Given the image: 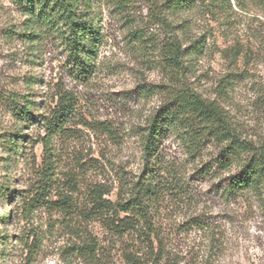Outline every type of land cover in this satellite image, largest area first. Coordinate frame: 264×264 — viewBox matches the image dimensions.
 Returning a JSON list of instances; mask_svg holds the SVG:
<instances>
[{
  "label": "rangeland",
  "instance_id": "374dc122",
  "mask_svg": "<svg viewBox=\"0 0 264 264\" xmlns=\"http://www.w3.org/2000/svg\"><path fill=\"white\" fill-rule=\"evenodd\" d=\"M154 1L131 0L126 15L103 6L104 40L96 70L81 81L67 72L55 42H44L36 50L20 38L23 17L8 0H0V216L11 213L7 222L0 219V264H83L70 252L78 242L77 227L88 228L114 264H122V246L109 240L98 221L69 220L45 207L28 217L22 214L21 199L3 195L28 189L42 157L41 146L33 141L19 145L18 152L5 143L15 128L26 127L9 111L7 95L33 91L31 97L47 109L60 90L76 97L69 136L55 145L59 189L72 193L67 182L74 177L77 208L86 206L89 190L98 185L110 200L126 192L142 165L138 132L152 111L173 95L181 76L193 93L220 106L239 140L254 150L264 141V0H203L171 19L183 43L201 35L205 40L203 51L178 77L167 71L157 50L167 29L155 19ZM182 19L186 21L175 27ZM134 31L143 35L144 49L136 44ZM28 79L40 82L30 89ZM202 132L197 154L190 155L176 133L159 147L161 159L175 172L155 216L168 255L177 264H264V188L227 194L225 178L236 170L234 164L223 168L218 163L227 140ZM25 133L34 139L38 130L31 125ZM34 237L38 247L29 252Z\"/></svg>",
  "mask_w": 264,
  "mask_h": 264
},
{
  "label": "trees",
  "instance_id": "16d2710c",
  "mask_svg": "<svg viewBox=\"0 0 264 264\" xmlns=\"http://www.w3.org/2000/svg\"><path fill=\"white\" fill-rule=\"evenodd\" d=\"M23 17L18 36L29 46H41L44 42H55L64 56L67 72L75 79L86 81L96 70L99 48L103 43V6H111L118 14L126 15L131 0H8ZM203 0H156L152 4L155 19L167 29L166 38L157 46L161 51L164 67L173 77L183 75L190 60L204 48L203 35L183 43L172 30L171 19L183 14ZM225 2V0H222ZM126 18V16H124ZM182 19L175 27H180ZM186 21V20H185ZM16 32V31H13ZM132 33V32H131ZM137 45L144 49L143 35L132 33ZM156 47V46H155ZM179 79V87L170 98L161 103L147 117L138 132L142 165L136 179L127 185L125 193H119L115 200L105 198L106 191L101 186L91 188L87 194L86 206L77 208L72 196L76 181L73 176L67 182L68 192L59 189L58 148L55 145L68 137V124L75 114L76 97L70 91L55 93V104L47 107L27 94L7 95V105L15 120L21 125L15 128L11 138L5 143L13 152L19 145L39 144L42 157L36 169L35 179L26 190L4 193L23 201L22 214L28 217L39 207L55 210L84 222L98 221L114 244L122 246V264H177L168 255L162 235L155 224L156 207L164 194L169 192L175 172L163 162L159 147L169 134L176 133L185 143L190 155L199 153L204 137L202 130L227 140L221 150L218 163L223 168L233 164L236 170L226 178L225 192L261 191L264 188V141L254 150L250 143L239 140L230 130L220 106L214 100L206 101L187 87L185 79ZM26 81L32 89V83ZM38 95V94H37ZM41 106V107H40ZM42 110V112H39ZM35 126L38 133L34 139L25 133L29 126ZM60 145V144H59ZM249 155L243 156V152ZM221 158V159H220ZM176 182V181H175ZM76 185V184H75ZM72 187V188H71ZM1 190H8L1 187ZM52 195L57 198L53 200ZM9 204V201L6 203ZM10 211L0 216L3 222L10 218ZM70 226V224H69ZM77 229V230H76ZM78 242L70 247V252L78 256L83 264H114L105 248L88 228L77 227ZM71 230H74L73 224ZM39 240L34 237L29 252L35 251ZM106 255V256H105Z\"/></svg>",
  "mask_w": 264,
  "mask_h": 264
}]
</instances>
